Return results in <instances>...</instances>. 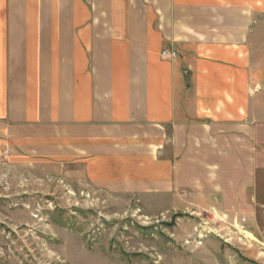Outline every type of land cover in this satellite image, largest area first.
<instances>
[{
	"label": "crops",
	"instance_id": "0c3cea01",
	"mask_svg": "<svg viewBox=\"0 0 264 264\" xmlns=\"http://www.w3.org/2000/svg\"><path fill=\"white\" fill-rule=\"evenodd\" d=\"M262 42L264 0H0V165L143 200L209 169L223 191L262 120Z\"/></svg>",
	"mask_w": 264,
	"mask_h": 264
},
{
	"label": "rangeland",
	"instance_id": "374dc122",
	"mask_svg": "<svg viewBox=\"0 0 264 264\" xmlns=\"http://www.w3.org/2000/svg\"><path fill=\"white\" fill-rule=\"evenodd\" d=\"M261 60L262 120L240 152L245 168L230 171L223 191L209 169L174 198L143 200L77 176L0 165V264H264Z\"/></svg>",
	"mask_w": 264,
	"mask_h": 264
},
{
	"label": "built area",
	"instance_id": "2783aa9c",
	"mask_svg": "<svg viewBox=\"0 0 264 264\" xmlns=\"http://www.w3.org/2000/svg\"><path fill=\"white\" fill-rule=\"evenodd\" d=\"M163 56L166 58H176L178 56L176 50H164L163 51Z\"/></svg>",
	"mask_w": 264,
	"mask_h": 264
}]
</instances>
